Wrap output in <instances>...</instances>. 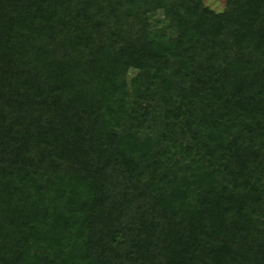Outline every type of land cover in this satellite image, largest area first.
<instances>
[{
	"label": "trees",
	"instance_id": "trees-1",
	"mask_svg": "<svg viewBox=\"0 0 264 264\" xmlns=\"http://www.w3.org/2000/svg\"><path fill=\"white\" fill-rule=\"evenodd\" d=\"M0 264H264V0H0Z\"/></svg>",
	"mask_w": 264,
	"mask_h": 264
},
{
	"label": "rangeland",
	"instance_id": "rangeland-1",
	"mask_svg": "<svg viewBox=\"0 0 264 264\" xmlns=\"http://www.w3.org/2000/svg\"><path fill=\"white\" fill-rule=\"evenodd\" d=\"M204 2L214 10L221 11L225 7L226 0H204Z\"/></svg>",
	"mask_w": 264,
	"mask_h": 264
}]
</instances>
